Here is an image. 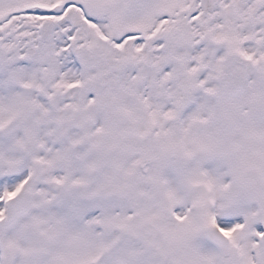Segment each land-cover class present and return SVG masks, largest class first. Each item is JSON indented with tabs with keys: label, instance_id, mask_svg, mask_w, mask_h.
I'll list each match as a JSON object with an SVG mask.
<instances>
[{
	"label": "snow or ice",
	"instance_id": "6c2138e0",
	"mask_svg": "<svg viewBox=\"0 0 264 264\" xmlns=\"http://www.w3.org/2000/svg\"><path fill=\"white\" fill-rule=\"evenodd\" d=\"M0 264H264V0H0Z\"/></svg>",
	"mask_w": 264,
	"mask_h": 264
}]
</instances>
